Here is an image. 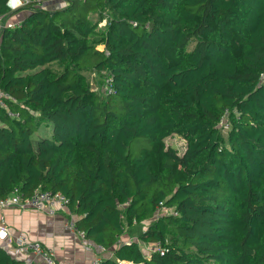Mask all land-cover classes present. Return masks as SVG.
<instances>
[{"label": "trees", "instance_id": "obj_1", "mask_svg": "<svg viewBox=\"0 0 264 264\" xmlns=\"http://www.w3.org/2000/svg\"><path fill=\"white\" fill-rule=\"evenodd\" d=\"M65 1L0 29V197L64 194L95 264H264V0Z\"/></svg>", "mask_w": 264, "mask_h": 264}, {"label": "crops", "instance_id": "obj_2", "mask_svg": "<svg viewBox=\"0 0 264 264\" xmlns=\"http://www.w3.org/2000/svg\"><path fill=\"white\" fill-rule=\"evenodd\" d=\"M61 2L59 0H47L42 4L44 8H57ZM13 14L7 16L12 22L21 21L26 17L27 10L24 8L13 10ZM77 219L73 214L70 216L65 212L49 215L42 211H37L30 207L9 206L0 207V223L5 224L12 241L18 234H24L29 240H39L41 245L50 250L57 260L68 264H93L95 260L110 257L111 252L104 250L92 241L71 231L68 226L69 220ZM141 224H132L126 227L120 239L121 242L138 240L139 235L146 229L147 224L138 229ZM0 239V245L12 254V256L23 261L33 257L30 254H14L11 249L12 244H8L9 239ZM152 245L140 243V247L145 254H149ZM34 258H36L34 256ZM37 259V258H36Z\"/></svg>", "mask_w": 264, "mask_h": 264}, {"label": "built area", "instance_id": "obj_3", "mask_svg": "<svg viewBox=\"0 0 264 264\" xmlns=\"http://www.w3.org/2000/svg\"><path fill=\"white\" fill-rule=\"evenodd\" d=\"M47 0H8V6L10 9L17 10L21 8H25L27 6L34 5L35 7H43L42 4ZM61 4L59 7L67 4L65 0H59ZM103 20V24H104ZM20 21L12 22L7 19V16L0 15V29L2 28H15L19 26ZM101 24V25H103ZM103 91L105 93H110L113 91V84L110 78H106L103 85ZM6 99L14 102L15 99L9 96L6 92L0 90V107L6 109L7 114L10 117L17 118L18 113L13 112L8 109ZM9 206H19V207H30L37 211L45 212L49 215H54L60 212L69 213L68 208V198L62 194L61 192H52L47 189L36 188L31 195L24 197L19 192L18 188H14L9 194L6 196L0 197V207H9ZM163 212H167L166 208L163 206L162 202L159 203L158 207L156 208L155 215L159 216L163 214ZM68 226L71 231L83 235V231L77 230L75 226L74 220H69ZM9 232L1 221L0 223V239L8 238ZM8 244H12L11 249L13 250L14 254L21 255V254H32L33 257L30 259L23 260L24 264H68L64 261L57 260L53 253L44 248L41 245L39 240H29L24 234H18L14 237L11 241L8 238ZM161 254H163V250L160 247L159 243L154 245ZM3 247V246H2ZM6 249V248H5ZM34 256L37 258H34ZM97 260L93 264H95Z\"/></svg>", "mask_w": 264, "mask_h": 264}, {"label": "rangeland", "instance_id": "obj_4", "mask_svg": "<svg viewBox=\"0 0 264 264\" xmlns=\"http://www.w3.org/2000/svg\"><path fill=\"white\" fill-rule=\"evenodd\" d=\"M101 24H103V21L99 24V26H102ZM97 48L101 49L102 45H98ZM84 74H85V78H86L87 82L89 83V85L91 87H93V88L98 87L97 78H96V75L94 72L84 71ZM219 128H220L219 129L220 133L225 138L226 133L229 129V124H228L227 118H225V117L223 118V121L219 124ZM165 146L174 148L179 155H182L185 152V140L182 139L181 137L177 136V135H172V136L167 137L165 139ZM145 224H146V222H143L141 225H139L138 229H136V230H139Z\"/></svg>", "mask_w": 264, "mask_h": 264}, {"label": "water", "instance_id": "obj_5", "mask_svg": "<svg viewBox=\"0 0 264 264\" xmlns=\"http://www.w3.org/2000/svg\"><path fill=\"white\" fill-rule=\"evenodd\" d=\"M129 264H133V263H129Z\"/></svg>", "mask_w": 264, "mask_h": 264}]
</instances>
